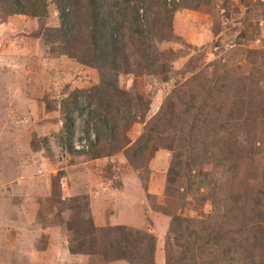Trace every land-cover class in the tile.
Segmentation results:
<instances>
[{
    "label": "rangeland",
    "instance_id": "1",
    "mask_svg": "<svg viewBox=\"0 0 264 264\" xmlns=\"http://www.w3.org/2000/svg\"><path fill=\"white\" fill-rule=\"evenodd\" d=\"M185 1L187 6L172 19L169 38L157 44L163 58L156 70L118 75L122 96L131 100L120 106V97L108 107L109 115L103 113L117 123L118 131L114 140L102 137L92 154L96 138L94 129L88 132V119L94 105L89 108L85 98L94 94L91 90L101 83V74L81 59L64 54L56 42H46L42 27L60 25L54 0H47L43 19L0 11V264H131L70 253L74 231L66 223L79 226L85 213H78L81 209L71 203L61 208L64 201L82 197H88L98 228L127 226L153 234L157 238L155 264H166L173 214L168 207L177 195H165L174 155L165 147L177 143L195 119L178 111L167 115L158 147H151L137 163L140 168L128 161L127 149L143 135L168 97L186 83L216 81L220 85V78L240 88L230 97L215 96L219 99L202 119L208 121H199L200 133L209 130L220 145L234 142L252 152L261 148L263 154L257 158L264 162V0ZM147 2L152 14L163 17V0ZM76 89L87 92L80 98L84 112L75 115L70 139L72 150L85 151L80 155L68 153L60 140L61 101ZM247 92L246 123L237 130L228 101L245 100ZM137 95L142 96L143 105L133 101ZM233 112L237 115L236 109ZM227 126L225 131L221 128ZM123 144L126 147L117 150ZM262 165L250 154L233 186L255 185ZM215 167L212 162L196 172L210 174ZM228 176L221 166L207 179L212 178L217 188L228 183ZM182 205L177 202L178 213L193 219L220 217L224 210L220 200L201 204L188 198ZM171 241L175 244L174 238ZM100 243L105 250L103 236ZM174 249L178 253L180 247ZM214 255L219 256V251Z\"/></svg>",
    "mask_w": 264,
    "mask_h": 264
},
{
    "label": "trees",
    "instance_id": "2",
    "mask_svg": "<svg viewBox=\"0 0 264 264\" xmlns=\"http://www.w3.org/2000/svg\"><path fill=\"white\" fill-rule=\"evenodd\" d=\"M147 1L54 0L60 25L42 27L46 42H56L64 54L81 59L101 74V83L91 90L94 94L86 96V91L76 89L61 101L64 122L60 140L68 153H85L74 151L70 147L75 115L84 112L80 98L86 96L89 108L94 105L88 119V132L94 129L96 138V143L91 144L89 151L92 154L102 137L103 141L107 138L114 140L118 131L117 123L103 113L109 115L108 107L111 108L112 103L120 97L118 105H125L126 100H131L130 96H122L118 75L121 72L142 70L154 72L158 63H161L163 54L158 50L157 44L169 38L172 19L178 10L187 6V2L163 0V17H160L150 12L151 5ZM47 6V0H0V11L3 10L8 16L21 18L36 16L43 19L48 13ZM200 82L186 83L168 97L156 116L147 123L143 135L131 149H127V159L140 168L137 163L151 147H158V135L164 131V125L168 123L167 115L172 111L193 116L194 123L182 132L177 138L178 142H171L165 147L174 154L168 171L165 195L168 198L177 195L176 200H172L168 207L173 214L165 247L166 264H264V162L260 163L258 159L263 154V149L257 148L252 152L248 147L234 142L220 145L209 130L200 133L203 128L201 123L208 121L202 120L208 108L213 107L212 103L219 99L215 96L230 97L238 88L230 87L220 78V85H216V81L207 85ZM183 88L188 91L182 92ZM244 98L246 101L243 98L228 101L232 103L230 118L235 120L234 127L237 130L240 127L243 129L242 126L246 123L244 108L249 101L248 92ZM133 101L143 105L142 96H135ZM177 104L178 107L175 108ZM103 108H107L104 109L106 111H102ZM235 109L237 115L233 112ZM221 128L225 131L224 128L229 127ZM125 147V144L120 145L117 150ZM106 154L111 155L110 151ZM250 154L255 157L257 164H263L258 181L255 185L245 183V187L237 188L233 186V182L239 176V169L247 164ZM212 162L216 164L215 170L223 166L229 173L228 183L224 182L217 188L212 178L207 179L215 170L210 174L196 172ZM181 190L182 193H179ZM188 198L198 199L201 204L220 200L224 204L222 215L211 219L184 217L177 211V202L181 205L183 202L182 206H185ZM70 203L81 209L78 213H85L79 226L66 223L68 229L74 231V239L68 247L71 254L100 255L103 262L126 260L131 264H155L157 238L153 234L127 226L98 228L91 215L88 197L64 201L61 209ZM101 236L107 242L105 250L100 246ZM172 238L175 244L171 241ZM175 245L180 247L178 253L174 249ZM98 247L101 254H98ZM217 251L219 256L215 257Z\"/></svg>",
    "mask_w": 264,
    "mask_h": 264
}]
</instances>
